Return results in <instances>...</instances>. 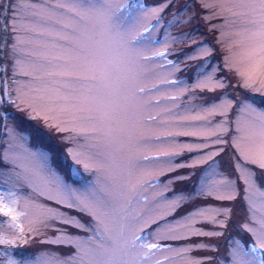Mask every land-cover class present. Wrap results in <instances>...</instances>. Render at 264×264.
I'll return each instance as SVG.
<instances>
[{"label":"snow or ice","instance_id":"obj_1","mask_svg":"<svg viewBox=\"0 0 264 264\" xmlns=\"http://www.w3.org/2000/svg\"><path fill=\"white\" fill-rule=\"evenodd\" d=\"M171 3L164 0L148 9L139 0H60L55 7L71 13V23L64 25L70 32L62 37V53L38 57L43 61L40 64L26 65L17 60L14 75L28 80L16 88L0 84V125L18 150L0 155V165L11 166L6 178L0 169V185H6L0 187V217L7 218L0 220V264H162L156 259L157 253L166 250L182 255L192 249H164L160 241L186 239L189 235L219 243L194 245L215 255L186 259L185 264H264V190L255 180L256 169L264 172V109L257 107L253 97L233 98L226 91L244 89L264 98V0H194L192 7L198 4L204 10L205 21H220L210 24V29L219 32L217 42L224 55L222 64L209 66L207 58L214 50L200 44L193 54L184 57L205 60L197 68L190 90L220 95L193 105L188 114L173 122H200L194 130L157 132L153 126L159 123L158 115L148 111L152 102L145 99L149 91L143 86L146 63L165 58L177 71L181 69L166 59V51L148 47L159 41H153L150 35L155 29L141 26L140 20L144 13L159 19V13ZM180 20L177 16L174 22ZM191 20L189 16L185 22ZM17 42L23 43L19 37ZM25 55L35 57L34 53ZM163 82L176 85L179 96L189 90L179 81ZM179 96L168 99L175 101ZM8 106L58 135L62 143L72 145L67 157L73 166L66 176L53 165V153L19 150L29 136L7 127L16 119L8 113ZM230 112L235 113L234 118H230ZM216 117L220 119L214 121ZM176 136L196 137L202 143L193 146L166 140ZM151 142L162 146L153 155L143 154L144 146ZM227 148L233 150L236 179L230 178L217 160ZM185 151L200 156L191 163H176L174 158ZM182 168H202L193 192L174 196L163 212L132 213L130 205L142 189ZM81 169L91 174L90 182L85 181ZM186 178L180 176L172 182ZM18 185L30 188L34 196L20 194ZM239 185H243L250 219L257 225H240V231L249 237L247 241L227 235L230 202L237 200ZM257 194L259 199L254 198ZM36 196L50 204L39 203ZM196 198L216 203L198 207L174 224H158L185 201ZM75 212L89 217V221L82 222L73 215ZM197 222L209 227L194 228ZM152 225L156 227L152 229ZM72 229L85 235L73 234ZM180 229L183 233L177 234ZM48 231L55 235L49 238ZM39 237H44L41 244L64 246L70 251L30 254L9 250Z\"/></svg>","mask_w":264,"mask_h":264},{"label":"rangeland","instance_id":"obj_2","mask_svg":"<svg viewBox=\"0 0 264 264\" xmlns=\"http://www.w3.org/2000/svg\"><path fill=\"white\" fill-rule=\"evenodd\" d=\"M58 2L60 0H0V84L6 83L10 88H16L19 86V83H24L28 80L27 77L14 75L17 60L25 62L26 65L31 63L40 64L43 61L38 59V57L47 56L51 58L62 53L65 46V40L62 37L70 32V28H65L64 25L71 23V13L67 12L64 8L55 7V4ZM139 2L145 8L151 9L163 4L164 0H139ZM193 2L194 0H172V3L166 9L159 13V19L144 13L143 18L140 20L141 26H150V29H155L154 31L150 30V35L153 41H159V43H155L154 45L149 44L148 47L156 51H166L168 53L166 59L177 63V66L181 69V75L178 76L179 71L173 68L171 64H167L165 58L158 57L146 63V76L143 80V86L149 91L146 93L145 99L152 102L148 111L152 115H158L159 123L153 126L157 132L172 128L181 131L194 130L200 122H190L183 125L174 124L173 122L179 117L188 114L187 110L193 105L205 103L220 95V92L208 93L206 91L190 90L191 85L195 82L197 68L199 65L205 63V60H185L184 57L193 54L200 44L209 46L214 50L213 55L207 58L209 66L217 63L222 64L224 55L221 45L217 42L219 32L210 29V24H219L220 21H205L203 19L204 10L198 4L193 8ZM185 4H188L189 7L185 8ZM177 16L181 17L178 23L174 22ZM189 16L192 17L191 22H185ZM13 25H15V29ZM17 37L23 43H18ZM25 53H34L35 57L25 55ZM220 75L224 76L228 74L220 73ZM165 79L182 82L181 86L187 87L189 90L184 95L179 96L177 86L164 83ZM228 79L231 83H235L230 75ZM13 81H17L18 83H13ZM226 91L233 98L237 95L253 97L257 101V107L264 109V98H261L259 94H252L246 92L244 89L237 88H229ZM170 96H179V99L175 101L168 99ZM197 97H203L204 99L201 100ZM7 109L10 110V115L16 117L15 121L7 123V127L20 135L29 136L28 141L22 144V147L19 149L20 151L23 149H28L29 151L43 149L53 153L54 159L52 163H56L55 167L58 171L59 168H63V161L65 164L67 160L71 162L67 157V149L72 145L62 143L58 135L44 129L37 122L29 120L24 113L17 112L14 107L8 106ZM168 109L172 111L169 112ZM234 115V112H230L229 114L230 118H234ZM219 119V117H216L214 121ZM229 135H231V129L229 130ZM166 140L179 144H191L193 146L202 143V140L192 136L168 137ZM161 146V143L151 142L144 146L142 152L143 154L153 155L155 150ZM5 151L14 154L18 150L11 143L9 132L4 129L3 125H0V155ZM232 152L231 148H227L220 157H217V160L220 161L222 169L226 173L231 174L230 178L236 179L232 168ZM199 156L200 153L198 152L185 151L181 156L175 157L174 160L176 163H191L193 159H197ZM203 167H206V165ZM0 169H3L2 175L5 178L11 174L10 165H0ZM81 172L83 173V169H81ZM201 172L202 168H182L176 172L160 176L158 181L150 182L148 186L137 194L136 199L130 205L132 213L135 214L136 212L143 211L154 215L156 212H163L166 202L172 200L174 196L181 193L188 195L193 192L197 175ZM255 172L257 187L260 190H264V172H261L259 169H256ZM83 175L85 181H91V174L83 173ZM180 176L188 178L172 182ZM180 183L181 185H178ZM177 185L178 187L176 188ZM4 186L6 185H0V187ZM17 188L18 192L24 196H34L31 189L27 186L20 187L18 185ZM242 189L243 185H239L237 188L239 193L237 200L230 202L232 208L231 226L227 231H231L233 238H242L247 241L249 239L248 235L235 232V228H240V225L244 223H249L253 227L257 225L253 224L250 219L251 212L249 211L247 202L243 199L245 193ZM161 193H163L162 196L160 195ZM34 198L39 203L50 204L43 197L36 196ZM254 198L259 199L258 194ZM215 203L205 198L185 201L176 211L166 216L165 220H159L158 224L164 225L166 221L174 224L196 208ZM63 211L70 210L64 209ZM73 215L81 219L82 222H88L90 219L79 212H75ZM0 220H7V218L0 217ZM155 227L156 225H152V229ZM193 227L205 228L207 230L209 226L197 222ZM152 229H147L146 232H151ZM70 231L81 237L85 235L84 233H78L75 229ZM183 231V229H180L177 234L183 233ZM54 235L51 231L47 232L49 238ZM43 238H36L28 245L23 247L17 246L15 249L9 250L30 254H36L44 250H52L61 254H67L70 251L69 248L64 246L57 247L41 244L40 240ZM220 239L222 240L223 237ZM198 243L218 244L219 241L193 235H189L186 239L161 240L160 244L164 249L173 248L179 250L181 248H191L192 250L182 255H176L175 252L164 250L156 254V259L161 260L162 264H185L186 259L215 255V253L196 249L194 245ZM0 250H2V246H0ZM165 257H168V259L165 260Z\"/></svg>","mask_w":264,"mask_h":264},{"label":"trees","instance_id":"obj_3","mask_svg":"<svg viewBox=\"0 0 264 264\" xmlns=\"http://www.w3.org/2000/svg\"><path fill=\"white\" fill-rule=\"evenodd\" d=\"M180 74H181V72H180ZM26 253V252H25Z\"/></svg>","mask_w":264,"mask_h":264}]
</instances>
